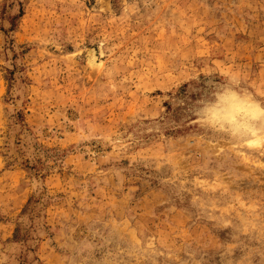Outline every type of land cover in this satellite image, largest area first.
I'll use <instances>...</instances> for the list:
<instances>
[{
  "label": "rangeland",
  "instance_id": "obj_1",
  "mask_svg": "<svg viewBox=\"0 0 264 264\" xmlns=\"http://www.w3.org/2000/svg\"><path fill=\"white\" fill-rule=\"evenodd\" d=\"M229 78L264 103V0H0V264H264Z\"/></svg>",
  "mask_w": 264,
  "mask_h": 264
},
{
  "label": "clouds",
  "instance_id": "obj_2",
  "mask_svg": "<svg viewBox=\"0 0 264 264\" xmlns=\"http://www.w3.org/2000/svg\"><path fill=\"white\" fill-rule=\"evenodd\" d=\"M210 94L195 108V118L203 127L237 143L258 140L264 145V103L243 89L238 78H229Z\"/></svg>",
  "mask_w": 264,
  "mask_h": 264
},
{
  "label": "bare ground",
  "instance_id": "obj_3",
  "mask_svg": "<svg viewBox=\"0 0 264 264\" xmlns=\"http://www.w3.org/2000/svg\"><path fill=\"white\" fill-rule=\"evenodd\" d=\"M89 62L92 67H97V65H99L94 50L90 53Z\"/></svg>",
  "mask_w": 264,
  "mask_h": 264
},
{
  "label": "trees",
  "instance_id": "obj_4",
  "mask_svg": "<svg viewBox=\"0 0 264 264\" xmlns=\"http://www.w3.org/2000/svg\"><path fill=\"white\" fill-rule=\"evenodd\" d=\"M21 15H22V11H21ZM12 25H13V23H12ZM13 29H14V26L11 27V28L9 29V31H10V30H13ZM16 238H17V236H16Z\"/></svg>",
  "mask_w": 264,
  "mask_h": 264
}]
</instances>
